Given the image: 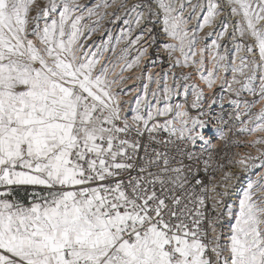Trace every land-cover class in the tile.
Listing matches in <instances>:
<instances>
[{"label":"snow or ice","instance_id":"snow-or-ice-1","mask_svg":"<svg viewBox=\"0 0 264 264\" xmlns=\"http://www.w3.org/2000/svg\"><path fill=\"white\" fill-rule=\"evenodd\" d=\"M0 264H264V0H0Z\"/></svg>","mask_w":264,"mask_h":264},{"label":"built area","instance_id":"built-area-1","mask_svg":"<svg viewBox=\"0 0 264 264\" xmlns=\"http://www.w3.org/2000/svg\"><path fill=\"white\" fill-rule=\"evenodd\" d=\"M137 2V0H128V3H135ZM230 19L233 21V23L235 22L236 18H231ZM195 24V21H192V24L189 25V27H191L192 25ZM147 27H153L154 28V32L153 35L156 37L155 43L152 45V47L149 48V55L146 56L144 58V60L141 63V68L145 70V72H155V73H159L161 72V70L164 71H168L169 70V65H170V61H169V56H168V52L166 50H164L163 45L165 43H173L174 41H172L169 37H167L166 35H164V33L162 32V25L160 23H156L155 25H146ZM122 27H124L122 25ZM218 30V29H217ZM212 31L211 28H205L203 32L199 33L200 36H204L205 33ZM229 31H231V28L229 29ZM117 33V30L113 31V35H115ZM101 34H96L93 37V40H95L97 43L100 42V37ZM147 38V36H146ZM214 38V37H213ZM210 42V41H209ZM178 43V42H176ZM205 43V41H201L200 44L197 45V47H201L203 46V44ZM146 46V45H145ZM133 55H135V53L133 52ZM175 56H179V52L175 53ZM205 57H206V67L207 68H211V62H210V55L209 53H205ZM198 58V57H197ZM150 61H154V63H150ZM140 70H133L132 72H127L125 73V75H132L135 76L136 74L139 73ZM172 72H175L177 75H179L180 73H191L192 74V79L190 81H188L189 84L195 83L197 85H199L201 88H203L204 90V94H205V103H207L213 96V94H216L217 96V104L214 106L213 108V113L215 116H223L224 119H228V113H230L232 111V107L229 105L228 100H227V93H221L220 90V86H219V81H217V83L213 86V89L209 90L206 85L203 83V81L200 80L199 74L195 71L194 68H180V67H176L172 69ZM229 79H230V74H229ZM147 79H146V75H144L142 77L141 80L137 81V80H132L129 81L128 84L125 87H131L132 85H136L137 88L139 89L140 87H142L143 83H146ZM171 77L169 78V83L171 84ZM152 87H155V85H151ZM223 94L226 98L223 102V110L220 107V101L218 99L219 95ZM124 100L129 99L128 96H123ZM193 99V97L191 95L188 96V100L189 102ZM184 101V97L183 95H180L178 97H173L172 102L173 103H183ZM127 107V106H126ZM192 115H196V110H192ZM163 119V118H162ZM214 126H219L218 124H215L214 122ZM226 130V129H225ZM241 139H248L247 137H241ZM212 143L215 144L217 147L215 149H212L209 147V151L212 153L213 156V160L212 163H216L220 160L221 157H223V142L219 139V134H216V138L212 140ZM198 152L202 151V149L200 148V146H197L196 149ZM249 149L247 148H240V149H236L233 148L232 152L235 151H248ZM254 151V150H253ZM208 154L205 153L204 154V159H207ZM202 167V166H201ZM215 175L217 179H219L221 173L220 172H216V173H212L211 168L209 169V174L208 176H205V174L203 173V171H201L200 173V177L202 179H205L206 181L209 179V177L211 175Z\"/></svg>","mask_w":264,"mask_h":264},{"label":"rangeland","instance_id":"rangeland-1","mask_svg":"<svg viewBox=\"0 0 264 264\" xmlns=\"http://www.w3.org/2000/svg\"><path fill=\"white\" fill-rule=\"evenodd\" d=\"M84 2H87V0H84ZM104 27L108 28L112 33L113 31L117 30V33L119 32V29L122 27V24H108L107 21H105L104 23ZM116 33V34H117ZM97 34H101V33H97ZM96 35V34H95ZM94 35V36H95ZM93 36V37H94Z\"/></svg>","mask_w":264,"mask_h":264}]
</instances>
